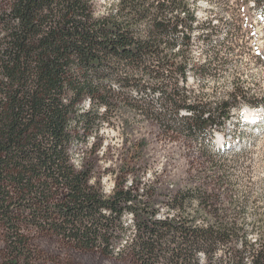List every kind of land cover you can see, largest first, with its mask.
Wrapping results in <instances>:
<instances>
[{
    "label": "trees",
    "instance_id": "1",
    "mask_svg": "<svg viewBox=\"0 0 264 264\" xmlns=\"http://www.w3.org/2000/svg\"><path fill=\"white\" fill-rule=\"evenodd\" d=\"M97 1L0 0V231L8 240L2 264L36 258L24 231L30 228L81 250L123 255L115 244L126 212L136 227L130 255L138 264H198L200 254L212 258L236 240L240 248L225 250L228 264H264V236L251 242L203 188L177 190L168 203L177 213L162 217L143 199L154 197V188L141 194L119 175L107 195L93 182V163L74 164L72 144H87L124 107L155 120L170 138L209 143L212 128H223L233 109L264 107V97L245 101L233 91L208 101L188 90L190 71L196 80H218L227 66L214 46L203 63L191 62L199 0H115L103 14ZM253 2L264 15V0ZM131 90L158 91L160 101L143 103ZM185 203H196L208 222L198 224L191 212L182 217Z\"/></svg>",
    "mask_w": 264,
    "mask_h": 264
},
{
    "label": "rangeland",
    "instance_id": "2",
    "mask_svg": "<svg viewBox=\"0 0 264 264\" xmlns=\"http://www.w3.org/2000/svg\"><path fill=\"white\" fill-rule=\"evenodd\" d=\"M113 1L98 0L97 13L107 12ZM253 1H197L191 62L203 63L210 53L207 50L214 46L218 57L227 60V66L220 70L218 80L209 75L196 80L190 71L186 86L192 94L204 92L203 97L208 101L226 98L233 91L239 95L238 99L245 101L264 97V15L260 12L262 8L254 5ZM233 46L234 51L231 49ZM221 60L214 61L213 67ZM131 95L143 96V103L154 105L161 97L158 91L152 90L141 93L131 90ZM250 108L253 109L251 116L244 112ZM109 122H105L87 144L77 141L72 144L74 164L80 167L83 161L93 163V182L100 184L107 195L112 193L118 176L127 175L126 184H133L141 194L150 188L155 189L154 197L144 195L143 199L164 217L177 213L168 205L173 193L179 189L201 187L215 197V206L226 210L227 220L233 219L239 224L251 242L264 236L263 106L254 107L246 103L240 110L233 109L223 128H212L211 143L202 136L194 140L183 135L170 138L155 120L127 107L112 115ZM222 139L237 141L238 147L224 150ZM205 149L210 150L211 157L205 156ZM216 150L220 152L214 154ZM128 167L131 170H127ZM123 171L131 172L125 174ZM242 204L244 216L240 217L238 211ZM185 207L182 217H187L188 212L196 213L198 224L207 223L210 219L205 211L196 210L199 208L196 203L190 207L185 203ZM123 228L119 230L121 240L115 244L116 251H126L123 255L81 250L55 233L37 228L24 229L32 238L30 246L36 254L30 264H138L130 255L136 233L130 212L123 216ZM236 241L226 247L222 245L212 258L200 254L198 264H228L225 250L230 246L240 248L241 240ZM7 250V232L2 229L0 264L5 260Z\"/></svg>",
    "mask_w": 264,
    "mask_h": 264
},
{
    "label": "bare ground",
    "instance_id": "3",
    "mask_svg": "<svg viewBox=\"0 0 264 264\" xmlns=\"http://www.w3.org/2000/svg\"><path fill=\"white\" fill-rule=\"evenodd\" d=\"M244 109H245V108H244ZM244 109H243V110H244ZM244 112L248 113V115L251 116V114H252V112H253V109L250 108V109L245 110Z\"/></svg>",
    "mask_w": 264,
    "mask_h": 264
}]
</instances>
